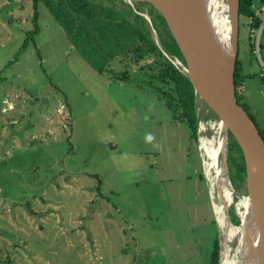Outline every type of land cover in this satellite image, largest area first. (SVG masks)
<instances>
[{"label": "rangeland", "instance_id": "374dc122", "mask_svg": "<svg viewBox=\"0 0 264 264\" xmlns=\"http://www.w3.org/2000/svg\"><path fill=\"white\" fill-rule=\"evenodd\" d=\"M86 1L168 41L147 1ZM31 3L0 0V264H208L217 225L197 133L155 93L153 56H92L98 71L38 1L33 40L5 65ZM257 14L240 18L237 88L264 136V4Z\"/></svg>", "mask_w": 264, "mask_h": 264}, {"label": "water", "instance_id": "95a60500", "mask_svg": "<svg viewBox=\"0 0 264 264\" xmlns=\"http://www.w3.org/2000/svg\"><path fill=\"white\" fill-rule=\"evenodd\" d=\"M125 1L130 3L136 0ZM142 1L149 2L163 17L181 52L184 62L177 60L182 72L190 80L194 92L196 133L199 119L195 104L197 96L222 123L224 140L219 162L222 167V176L231 187L226 162L228 133L240 148L244 164L245 188L243 192H237L232 188L237 193L247 194L250 199V221L247 231L249 234L246 235L253 234L252 229L256 230L257 227L259 245L253 264H264V140L246 110L237 102L233 83L237 48L238 0H224L229 19L230 43L227 50L219 44L213 32L203 0ZM143 15L147 17L144 13ZM155 43L161 48L156 38ZM220 190L222 191L221 186ZM214 218L218 242L216 264H220L223 241L215 213ZM224 219L230 220L228 206L224 208ZM239 257L240 255L235 257L238 258V263Z\"/></svg>", "mask_w": 264, "mask_h": 264}, {"label": "trees", "instance_id": "16d2710c", "mask_svg": "<svg viewBox=\"0 0 264 264\" xmlns=\"http://www.w3.org/2000/svg\"><path fill=\"white\" fill-rule=\"evenodd\" d=\"M38 1L43 2L48 12L63 28L66 36L98 71L104 70L105 67L102 65L103 63L95 64L92 56L99 57L100 61L106 62L107 59H114L118 54L130 56L132 53L134 62H139L144 55L151 54L153 59L145 62L144 65L150 68L156 67V73L152 74L157 80V83H154L155 93L171 110L172 116L177 117L186 124L190 135H196L193 88L186 74L165 54L168 53L184 62L176 41L170 34L165 20L158 12L165 26V31L169 36L166 43L160 44L161 48L137 27L132 26L127 21L115 18L111 9L103 8L94 2L86 0H32V14L30 17L32 27L25 30L22 42L13 57L5 65L14 61L17 54L25 48L29 41L33 40V35L38 30ZM147 3L153 7L149 2ZM260 4H264V0H238V26L240 18L247 19L248 27L258 26L261 22V17L255 12V7ZM260 34L264 35V22L262 23ZM126 45H130V48L127 47L125 49ZM123 49L125 52H122ZM237 54L238 49L236 48L233 70L236 100L246 110L264 140L261 129L245 108L244 103L240 101L241 93L236 90L243 77L240 73L241 66ZM142 65L139 64L140 67ZM113 76L119 79H127L128 73L125 69L113 72ZM232 149L236 150L235 153H232ZM226 162L232 187L237 192L243 191L245 186L243 158L239 146L230 133H228ZM228 215L232 223H238V216L233 211L232 206L228 207ZM217 256L218 242L217 236H215L210 248L208 264H216Z\"/></svg>", "mask_w": 264, "mask_h": 264}, {"label": "bare ground", "instance_id": "6f19581e", "mask_svg": "<svg viewBox=\"0 0 264 264\" xmlns=\"http://www.w3.org/2000/svg\"><path fill=\"white\" fill-rule=\"evenodd\" d=\"M203 1L213 32L219 44L227 50L230 42L226 2L224 0ZM195 104L199 114L197 135L202 170L222 234L223 247L220 264H253L259 245V236L257 227L256 230L252 229L253 234L246 235L249 234L247 231L250 221V199L245 193L235 192L222 176V167L219 162L224 140L222 123L211 110L209 112L207 105L199 96L196 97ZM228 205L234 207L239 218L238 223L224 219V208ZM236 253L237 257L240 255L239 263L238 258H235Z\"/></svg>", "mask_w": 264, "mask_h": 264}, {"label": "crops", "instance_id": "0c3cea01", "mask_svg": "<svg viewBox=\"0 0 264 264\" xmlns=\"http://www.w3.org/2000/svg\"><path fill=\"white\" fill-rule=\"evenodd\" d=\"M91 235H93V234H91ZM111 236H112V234H111L110 230L104 231V233H103L104 242H106L107 244L110 243ZM81 239H82V236H81ZM92 244H98L94 237L92 238Z\"/></svg>", "mask_w": 264, "mask_h": 264}, {"label": "built area", "instance_id": "2783aa9c", "mask_svg": "<svg viewBox=\"0 0 264 264\" xmlns=\"http://www.w3.org/2000/svg\"><path fill=\"white\" fill-rule=\"evenodd\" d=\"M262 5H263V4H260L259 6L255 7V12H256V13H257V11L260 10V8H262ZM263 22H264V20H263ZM171 60H172V59H171ZM172 62H173L175 65L179 66V68L181 69V66H180V64H179V61L177 60L176 57H173ZM181 70H182V69H181ZM237 86H238V85H237ZM241 87H242V86H241ZM236 90H237V92H239V90H238L237 87H236Z\"/></svg>", "mask_w": 264, "mask_h": 264}, {"label": "clouds", "instance_id": "9594fccd", "mask_svg": "<svg viewBox=\"0 0 264 264\" xmlns=\"http://www.w3.org/2000/svg\"><path fill=\"white\" fill-rule=\"evenodd\" d=\"M153 139H154V138H153L151 135H148V136L146 137V140H147L148 142H151Z\"/></svg>", "mask_w": 264, "mask_h": 264}]
</instances>
